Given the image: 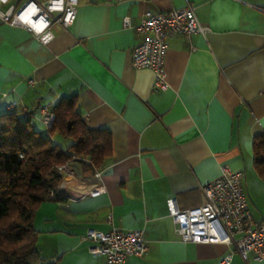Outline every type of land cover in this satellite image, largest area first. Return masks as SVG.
<instances>
[{
  "label": "crops",
  "instance_id": "crops-1",
  "mask_svg": "<svg viewBox=\"0 0 264 264\" xmlns=\"http://www.w3.org/2000/svg\"><path fill=\"white\" fill-rule=\"evenodd\" d=\"M188 3L207 32L167 38L169 86L156 90L153 70L132 63L140 38L122 18L137 24L147 11ZM54 32L43 45L0 19V112L30 110L45 130L39 107L75 96L88 127L110 131L112 153L100 169L104 193L79 198L70 188L37 208L45 264H105L83 236L113 227L141 228L147 240L146 254L124 264H217L228 252L230 264H264L232 244L182 242L166 205L169 197L179 209L203 204V186L228 166L243 174L253 217L264 216V167L252 148L264 132V0H78L73 24Z\"/></svg>",
  "mask_w": 264,
  "mask_h": 264
},
{
  "label": "built area",
  "instance_id": "built-area-1",
  "mask_svg": "<svg viewBox=\"0 0 264 264\" xmlns=\"http://www.w3.org/2000/svg\"><path fill=\"white\" fill-rule=\"evenodd\" d=\"M77 5L78 0H0V19L26 29L41 44L47 45L55 38L54 28L66 29L73 24ZM122 24L139 36V42L131 49L132 63L137 68L153 70L156 90L169 86L164 67L167 38L207 32V26L197 18L191 3L168 12L147 11L137 24H131L130 18L124 16ZM10 107L14 108L15 104ZM23 112L27 114L28 110ZM53 118L50 105L39 107V120L44 127H49ZM57 169L61 173L59 190L64 194L70 188H76L79 198L106 191L101 170L93 172L95 181L88 186L86 177L76 174L72 164H61ZM242 178V172L223 166L220 176L203 186V204L179 209L172 197L167 198L168 214L182 242L232 244L244 260L264 261V216L258 220L250 212ZM83 239L92 242L89 252L103 256L105 264H124L127 258L142 257L148 250L141 228L90 229ZM231 259L232 253L228 252L217 264H230Z\"/></svg>",
  "mask_w": 264,
  "mask_h": 264
},
{
  "label": "trees",
  "instance_id": "trees-1",
  "mask_svg": "<svg viewBox=\"0 0 264 264\" xmlns=\"http://www.w3.org/2000/svg\"><path fill=\"white\" fill-rule=\"evenodd\" d=\"M50 110L54 118L45 130L30 110L0 112V264H45L33 219L42 202L63 199L57 167L77 164L83 175L92 174L112 153L110 131L88 127L75 96L60 98ZM252 148L260 170L264 132L253 137Z\"/></svg>",
  "mask_w": 264,
  "mask_h": 264
},
{
  "label": "rangeland",
  "instance_id": "rangeland-1",
  "mask_svg": "<svg viewBox=\"0 0 264 264\" xmlns=\"http://www.w3.org/2000/svg\"><path fill=\"white\" fill-rule=\"evenodd\" d=\"M38 126H40V125H38ZM77 167H78V165H76ZM59 192H60V190H59Z\"/></svg>",
  "mask_w": 264,
  "mask_h": 264
}]
</instances>
